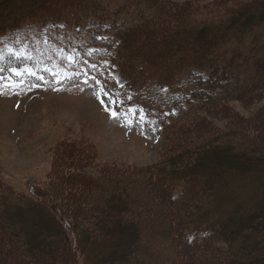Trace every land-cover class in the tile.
Here are the masks:
<instances>
[{"label":"trees","instance_id":"trees-1","mask_svg":"<svg viewBox=\"0 0 264 264\" xmlns=\"http://www.w3.org/2000/svg\"><path fill=\"white\" fill-rule=\"evenodd\" d=\"M113 1L17 0L12 7L15 0H0V39L28 25L87 26V46L96 55L88 50L80 56L98 63L105 57L116 66L128 85V102L158 119L160 138L190 113L249 102L264 91V0L211 4L207 8L222 12L201 20L196 16L204 7L193 10L187 2L184 15L172 14L165 23L157 17L166 11L170 16L162 0H122L119 7ZM123 17L138 22L120 25ZM9 44L0 42V74L8 76L12 67L33 62ZM196 72L201 74L181 90L180 80ZM183 101L194 111L172 117L169 112L182 109ZM258 115L256 125H243L255 128L257 143L244 136L199 152L176 147L140 194L75 174L82 163L63 164L61 178L51 175L48 183L33 185L30 195L2 186L0 263L264 264V108ZM252 172L257 175L250 182ZM163 245V254H150ZM142 252L148 258L126 260Z\"/></svg>","mask_w":264,"mask_h":264},{"label":"rangeland","instance_id":"rangeland-1","mask_svg":"<svg viewBox=\"0 0 264 264\" xmlns=\"http://www.w3.org/2000/svg\"><path fill=\"white\" fill-rule=\"evenodd\" d=\"M162 1L168 4L170 16L166 11L157 17L165 23L172 21V14L184 15L187 2L194 3L193 10L196 6L204 7L196 19L216 17L217 11H222L207 6L224 0ZM236 1L247 0L231 2ZM120 3L122 0L111 4L119 7ZM13 14L8 18L17 16L16 12ZM135 22L138 20L133 17H123L119 23L126 26ZM77 28L68 27L64 21L49 22L42 27L28 25L16 35L0 39L6 47L11 43V51L31 56L33 61L12 67L9 76L0 74V193L4 186L30 195L33 185L48 183L51 175L52 179L61 178L63 164L76 167L82 163L85 166L74 170L75 174L98 180L102 185L113 182L127 186L140 194L148 186L151 174L165 169L176 147L190 145L191 152H199L210 144L240 142L239 138L244 136L254 140L255 128L247 127V131L243 125L251 123L252 127L262 120L258 113L264 108V91L249 102L232 100L190 113L160 138L158 119L128 102V85L116 66L105 57L98 63L80 56V52L88 50L96 55V49L87 46L91 34L88 27ZM3 58L0 51V61ZM195 74L180 80L181 90L189 88L192 79L201 73ZM180 106L182 109L169 112L172 117L194 111H189L190 106L184 101ZM113 113L116 119L112 118ZM237 122L243 127L239 128ZM256 175L252 172L247 179L251 182ZM116 179L120 181L114 182ZM56 187L52 185L53 190ZM166 246L152 247L150 254L161 255ZM147 254L135 253L126 260L136 263L148 258ZM29 260L25 258L23 264H32Z\"/></svg>","mask_w":264,"mask_h":264},{"label":"snow or ice","instance_id":"snow-or-ice-1","mask_svg":"<svg viewBox=\"0 0 264 264\" xmlns=\"http://www.w3.org/2000/svg\"><path fill=\"white\" fill-rule=\"evenodd\" d=\"M106 110H107V109H106ZM112 118H113V119H116V114H115V113L112 114Z\"/></svg>","mask_w":264,"mask_h":264}]
</instances>
